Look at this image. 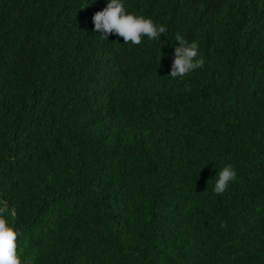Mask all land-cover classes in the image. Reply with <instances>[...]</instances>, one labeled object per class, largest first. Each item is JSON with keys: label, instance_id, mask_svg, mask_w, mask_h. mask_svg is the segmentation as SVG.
<instances>
[{"label": "trees", "instance_id": "16d2710c", "mask_svg": "<svg viewBox=\"0 0 264 264\" xmlns=\"http://www.w3.org/2000/svg\"><path fill=\"white\" fill-rule=\"evenodd\" d=\"M123 3L161 40L93 32L104 0H0V203L21 264H264V0ZM177 34L202 61L183 78Z\"/></svg>", "mask_w": 264, "mask_h": 264}, {"label": "clouds", "instance_id": "9594fccd", "mask_svg": "<svg viewBox=\"0 0 264 264\" xmlns=\"http://www.w3.org/2000/svg\"><path fill=\"white\" fill-rule=\"evenodd\" d=\"M105 7L92 16L93 32L101 33L107 40L109 35L122 38L123 43L139 45L142 38L161 40L165 27L155 24L151 19L126 11L123 0H104ZM172 44L173 59L169 76L183 78L199 69L202 61L197 59L199 45L193 41L189 43L182 35H175ZM160 52V49H159ZM162 53L160 52L159 64ZM213 192L222 194L229 182L236 179V171L231 165H225L215 173ZM15 211L10 210L4 203H0V264H21L17 255V231L14 230L10 219Z\"/></svg>", "mask_w": 264, "mask_h": 264}]
</instances>
